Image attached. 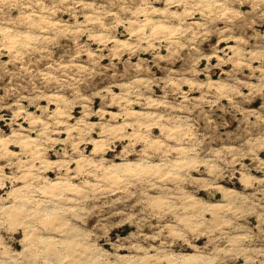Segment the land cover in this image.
I'll list each match as a JSON object with an SVG mask.
<instances>
[{
    "label": "rangeland",
    "instance_id": "obj_1",
    "mask_svg": "<svg viewBox=\"0 0 264 264\" xmlns=\"http://www.w3.org/2000/svg\"><path fill=\"white\" fill-rule=\"evenodd\" d=\"M36 207L59 264H264V0H0V264Z\"/></svg>",
    "mask_w": 264,
    "mask_h": 264
},
{
    "label": "bare ground",
    "instance_id": "obj_2",
    "mask_svg": "<svg viewBox=\"0 0 264 264\" xmlns=\"http://www.w3.org/2000/svg\"><path fill=\"white\" fill-rule=\"evenodd\" d=\"M202 25V24H201ZM164 26V25H163ZM156 28H158V27H156ZM161 28V27H160ZM167 29V28H166ZM180 44V43H179ZM231 61V60H230ZM243 64V63H242ZM138 80H140L139 78H138ZM142 80V79H141ZM137 81V80H136ZM133 82V81H132ZM138 86V85H137ZM217 89V88H216ZM134 91V90H133ZM129 92V91H128ZM130 93V92H129ZM124 95V94H123ZM136 95V94H135ZM128 97V96H127ZM125 98V97H124ZM121 99V98H120ZM132 100V99H131ZM127 110V109H126ZM124 112V111H123ZM138 112V111H137ZM110 114V113H109ZM135 114H137V113H135ZM139 114V113H138ZM118 115V114H117ZM115 117V116H114ZM119 129V128H118ZM121 129V128H120ZM44 131V130H43ZM42 131V132H43ZM45 132H47V131H45ZM48 133V132H47ZM112 133V132H111ZM109 134L108 133V135H112V134ZM124 133V132H123ZM122 133V134H123ZM41 135V134H40ZM44 135V134H43ZM18 136V135H17ZM22 136V135H21ZM115 136V135H114ZM117 137H119V136H117ZM117 137H116V139H117ZM120 138V137H119ZM27 139V138H26ZM31 139V138H30ZM14 140V139H13ZM21 140H23V138L21 139ZM28 140V139H27ZM33 140V139H32ZM113 140V139H112ZM24 142H25V140H23ZM47 141H49V140H47ZM109 141V140H108ZM15 142V141H14ZM27 142V141H26ZM29 142V141H28ZM27 142V143H28ZM55 142V141H54ZM27 143H25L26 145H27ZM98 143V142H97ZM23 144V143H22ZM35 144V143H34ZM26 145H25V147H26ZM28 146V145H27ZM8 147V146H7ZM96 147H99V146H96ZM4 150H5V148H4ZM4 152V151H3ZM97 151H93V153H96ZM40 153V152H39ZM186 161V160H185ZM178 164H179V162H177ZM42 164V163H41ZM45 165V164H44ZM120 165V164H119ZM176 165V164H175ZM155 166V165H154ZM121 167V166H120ZM41 168V167H40ZM42 169H44V168H42ZM41 169V170H42ZM38 170H39V168H38ZM45 171V170H44ZM39 172L41 173V171L39 170ZM43 172V171H42ZM46 172H47V170H46ZM245 176H247V175H245ZM247 178V177H246ZM245 179V178H244ZM247 181V180H246ZM249 181V180H248ZM244 183V182H243ZM57 184H60V181H59V179L58 180H55V181H53L52 183H50V187L51 186H55V185H57ZM62 185V184H61ZM58 187H59V185H58ZM58 187H56V189L58 188ZM58 190V189H57ZM64 196L63 195H61V193H57L56 191H47V196H46V198L47 199H49V200H40V199H35L36 200V203L38 204V206H39V204H41V202H44V203H46V204H48L47 206H51V207H55V206H59L60 204H62L63 203V200L65 199V198H63ZM66 200V199H65ZM56 202H58V204H56ZM14 207V206H13ZM37 208V207H36ZM63 208V207H62ZM10 209H11V207H10ZM47 209V208H46ZM59 209H61L60 207H58V208H52V209H49V211H46L45 209H43V213H41L42 212V209L40 208V207H38L37 208V210L35 209L34 211H33V217L36 219L35 221H38V218H44L43 216H48L49 217V221L48 222H46V220H45V218H44V222H46V223H43V224H45L44 226H45V228L47 229V233L50 235L48 238H49V241L47 242V243H49L48 245H50V246H47V247H49L48 248V250H47V252L46 253H44V251H43V257L45 258V260L43 261V263L44 264H59L58 262V260H59V257H60V255H59V249H64V250H66L67 252H70V250H72L71 248H70V246H68L69 244L67 243V240L68 239H70V238H72V237H74L76 234H72V235H70V236H68L67 234H69V233H71V231H72V228L71 227H67V226H65L64 224L65 223H63V222H57L56 220H58L60 217V215L58 214V212H60V211H58ZM70 210V209H69ZM74 210V209H73ZM73 210H72V212H73ZM61 211H63L62 209H61ZM77 211V210H76ZM65 213V212H64ZM74 213V215H71V216H74V217H81V216H79V214L77 213V212H73ZM62 216V215H61ZM48 217L46 218V219H48ZM43 220V219H42ZM78 221V220H77ZM39 222V221H38ZM35 230H36V228H35ZM38 232V231H37ZM37 236V235H36ZM36 236H35V238H36ZM26 237V236H25ZM39 238V237H38ZM47 238V237H46ZM47 238V239H48ZM77 238V237H76ZM39 239H41V240H43L42 238H39ZM39 239H35V240H37L36 241V244L37 243H39L38 241H39ZM45 239V238H44ZM34 241V240H33ZM75 241V240H74ZM77 241V240H76ZM41 242V241H40ZM43 242H44V240H43ZM45 243V242H44ZM79 243V242H78ZM31 244V243H30ZM34 244V243H33ZM32 244V245H33ZM36 244H35V246H36ZM41 244V243H40ZM72 244V243H71ZM38 245V244H37ZM41 245H43V244H41ZM45 245H46V243H45ZM39 246V245H38ZM76 246H77V244H76ZM41 247V246H40ZM44 247V246H43ZM42 247V248H43ZM72 247V246H71ZM38 249V248H37ZM76 249V248H75ZM45 250H46V248H45ZM63 251V250H62ZM151 256V255H150ZM150 259V258H149ZM133 262V261H132Z\"/></svg>",
    "mask_w": 264,
    "mask_h": 264
}]
</instances>
